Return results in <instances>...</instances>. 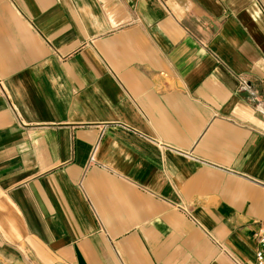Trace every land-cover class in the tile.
Returning a JSON list of instances; mask_svg holds the SVG:
<instances>
[{
	"label": "crops",
	"instance_id": "obj_1",
	"mask_svg": "<svg viewBox=\"0 0 264 264\" xmlns=\"http://www.w3.org/2000/svg\"><path fill=\"white\" fill-rule=\"evenodd\" d=\"M264 0H0V264H256Z\"/></svg>",
	"mask_w": 264,
	"mask_h": 264
},
{
	"label": "built area",
	"instance_id": "obj_2",
	"mask_svg": "<svg viewBox=\"0 0 264 264\" xmlns=\"http://www.w3.org/2000/svg\"><path fill=\"white\" fill-rule=\"evenodd\" d=\"M259 242V248L255 253L256 264H264V226L255 233Z\"/></svg>",
	"mask_w": 264,
	"mask_h": 264
}]
</instances>
